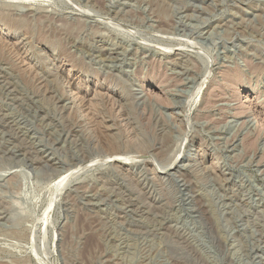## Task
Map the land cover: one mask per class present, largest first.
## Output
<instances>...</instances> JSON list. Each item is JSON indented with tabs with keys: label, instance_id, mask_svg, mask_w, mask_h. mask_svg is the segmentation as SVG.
Returning a JSON list of instances; mask_svg holds the SVG:
<instances>
[{
	"label": "rangeland",
	"instance_id": "rangeland-1",
	"mask_svg": "<svg viewBox=\"0 0 264 264\" xmlns=\"http://www.w3.org/2000/svg\"><path fill=\"white\" fill-rule=\"evenodd\" d=\"M0 264H264V0H0Z\"/></svg>",
	"mask_w": 264,
	"mask_h": 264
},
{
	"label": "bare ground",
	"instance_id": "bare-ground-1",
	"mask_svg": "<svg viewBox=\"0 0 264 264\" xmlns=\"http://www.w3.org/2000/svg\"><path fill=\"white\" fill-rule=\"evenodd\" d=\"M103 24H104V23H103ZM178 53H179V52H178ZM176 55H177V53H176ZM181 56H182V55H181ZM95 92H96V91H95ZM95 92H93V93H95ZM109 94H110V93H109ZM109 94H108V95H109ZM89 95H90V94H89ZM87 97H89V96H87ZM92 97H93V96H92ZM92 97H91V98L89 97V98L87 99L88 103L86 104V107H85V108H83V107H82V109L80 108V109H81L80 112H84V115H83L84 117H88L89 115H91V114H90V108H92V107H91L92 105H91L90 103L92 102V101H91V100H92ZM84 106H85V105H84ZM77 108H78V107H77ZM92 111H93V110H92ZM95 112H96V111H95ZM92 113H94V112H92ZM124 116H125V115H124ZM81 117H82V116H81ZM93 119H94V118H93ZM81 120H82V118H81V119H80V118L78 119V121H81ZM96 121H97V120H96ZM98 124H99V123H98ZM122 125H123V124H122ZM99 126H100V124H99ZM102 128H103V127H102ZM102 128H101V129H102ZM100 133H101V132H100ZM113 157H115V160H120V161H121V159H122L121 156H119V155H115V156H113ZM175 157H176L175 160H172L173 162L169 165V166H171L170 169H171L172 166H174V164L176 163L177 156H175ZM113 159H114V158H113ZM117 162H118V161H117ZM166 166H167V165H166ZM169 166H168V167H169ZM165 170H166V169H165ZM65 180H66V179H65L64 177L61 178V179H59V183H60V181H62V183H63V182L65 183ZM64 183H63V185H64ZM61 187H63V186H61ZM59 190H60V189H59Z\"/></svg>",
	"mask_w": 264,
	"mask_h": 264
}]
</instances>
